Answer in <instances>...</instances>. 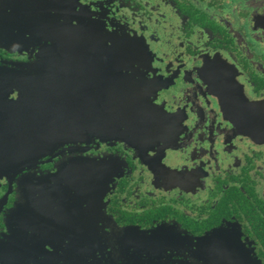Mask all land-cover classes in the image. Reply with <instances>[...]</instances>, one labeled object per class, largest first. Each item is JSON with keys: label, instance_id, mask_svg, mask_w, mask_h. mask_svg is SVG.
I'll use <instances>...</instances> for the list:
<instances>
[{"label": "flooded vegetation", "instance_id": "af4514ba", "mask_svg": "<svg viewBox=\"0 0 264 264\" xmlns=\"http://www.w3.org/2000/svg\"><path fill=\"white\" fill-rule=\"evenodd\" d=\"M51 15L139 41L155 117L139 140L95 137L20 168L0 153V264H80L49 253L82 240L95 247L84 264H264V0H0V130L28 111L29 71L52 45L33 19ZM75 162L85 189L57 174ZM24 186L29 235L48 253L11 259ZM113 228L173 240L116 255Z\"/></svg>", "mask_w": 264, "mask_h": 264}, {"label": "water", "instance_id": "95a60500", "mask_svg": "<svg viewBox=\"0 0 264 264\" xmlns=\"http://www.w3.org/2000/svg\"><path fill=\"white\" fill-rule=\"evenodd\" d=\"M64 16L51 15L48 19L52 45L48 57L33 67L32 75L29 71V95L28 99H22L28 111L18 119L14 130H0V153L6 151V155H12L18 168L28 160L36 161L68 144L95 137L139 140L143 127L155 117L150 94L143 95L150 91L151 85L139 74L146 68L141 66L142 62L148 60L142 44L128 36L95 34L90 28L76 26L68 15ZM85 168L75 162L57 174H64L63 179L68 182L81 181L85 189V184L92 181ZM42 180L34 179L39 183L35 196L45 188ZM27 195L24 186L21 203L8 221L11 235L7 253L11 259L45 257L48 253L39 238L32 240L29 235L32 223L25 214ZM114 235V244L124 254L143 244L163 247L173 240L164 230L148 233L134 228L115 229ZM81 242L55 246V253H49V258L55 260L49 261L72 258L84 264L95 247L93 243Z\"/></svg>", "mask_w": 264, "mask_h": 264}, {"label": "rangeland", "instance_id": "374dc122", "mask_svg": "<svg viewBox=\"0 0 264 264\" xmlns=\"http://www.w3.org/2000/svg\"><path fill=\"white\" fill-rule=\"evenodd\" d=\"M33 20L39 24L40 31L44 30V32L49 33L50 23H49L48 19L45 20L42 17H35ZM54 152L55 151H53L52 153H54ZM51 155H53V154H51ZM113 233H114V228H113ZM113 233H111L112 235H111L110 239L107 240V244L113 249L115 254H116L115 248L118 249L117 253L123 254L124 252L121 251L120 248L114 244L115 235Z\"/></svg>", "mask_w": 264, "mask_h": 264}]
</instances>
